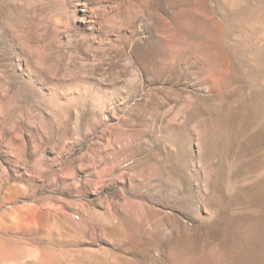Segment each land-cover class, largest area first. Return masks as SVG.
Returning a JSON list of instances; mask_svg holds the SVG:
<instances>
[{
  "label": "rangeland",
  "instance_id": "obj_1",
  "mask_svg": "<svg viewBox=\"0 0 264 264\" xmlns=\"http://www.w3.org/2000/svg\"><path fill=\"white\" fill-rule=\"evenodd\" d=\"M0 264H264V0H0Z\"/></svg>",
  "mask_w": 264,
  "mask_h": 264
}]
</instances>
